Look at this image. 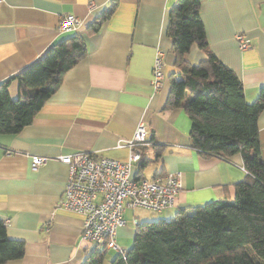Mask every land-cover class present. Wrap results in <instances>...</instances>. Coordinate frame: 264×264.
<instances>
[{
	"label": "crops",
	"instance_id": "crops-1",
	"mask_svg": "<svg viewBox=\"0 0 264 264\" xmlns=\"http://www.w3.org/2000/svg\"><path fill=\"white\" fill-rule=\"evenodd\" d=\"M115 1L112 17L98 32L90 33L89 26ZM92 2L94 6L89 7ZM177 3L6 0L0 4V83L71 34L58 31L67 15L81 19L72 34H81L88 45L87 56L65 74L33 123L16 135H0V220L11 239L25 244L22 258L2 264H83L97 246L82 239L83 214L62 205L69 166L60 157L85 151L126 162L130 149L121 144L134 137L141 122L149 130L150 144L145 148L150 163L140 174L182 172L185 188L167 210L147 216L137 213L144 208L126 210L127 224L118 231V244L130 248L139 224L170 220L180 210L235 197L234 184L248 175L241 155L202 156L192 146V121L184 109H166L170 74L179 76L168 35L170 10ZM200 14L211 51L237 74L246 100L254 102L264 86V0H201ZM241 32L251 38L252 47L240 48L236 34ZM158 49L166 54L167 77L156 90L152 77ZM206 59L197 45L187 55L191 64ZM9 91L11 96L19 95L17 80ZM188 100L186 96L184 102ZM259 130L264 160V110ZM33 156H45L48 161L34 170ZM138 173L139 165L132 175L139 177ZM118 255H107L105 264H112Z\"/></svg>",
	"mask_w": 264,
	"mask_h": 264
},
{
	"label": "trees",
	"instance_id": "trees-1",
	"mask_svg": "<svg viewBox=\"0 0 264 264\" xmlns=\"http://www.w3.org/2000/svg\"><path fill=\"white\" fill-rule=\"evenodd\" d=\"M116 1L89 26L98 32L116 8ZM201 0H178L170 10L168 35L172 39L177 74H170L166 109L183 108L192 121V146L202 156L227 159L241 155L247 177L234 184L233 201L217 200L180 210L170 220L138 225L125 257L112 264H264V160L259 118L264 110V86L248 102L243 82L211 51L200 14ZM197 45L207 59L191 64L187 55ZM88 54L85 38L69 34L20 73L0 83V135H16L58 91L65 74ZM19 84L13 99L9 86ZM188 95L189 100L184 99ZM161 151L157 152V159ZM146 148L139 164H149ZM24 241L8 236L0 220V264L22 258ZM108 249H94L83 264H105Z\"/></svg>",
	"mask_w": 264,
	"mask_h": 264
},
{
	"label": "built area",
	"instance_id": "built-area-1",
	"mask_svg": "<svg viewBox=\"0 0 264 264\" xmlns=\"http://www.w3.org/2000/svg\"><path fill=\"white\" fill-rule=\"evenodd\" d=\"M6 0H0V4ZM90 3L89 7H93ZM82 21L78 16L67 15L58 25L60 33L76 32ZM240 48L252 47V40L245 33H237ZM166 54L156 52L152 85L162 88L166 80ZM149 130L143 122L136 127L134 137L124 144L130 149L126 162L91 152H76L60 157L69 166V177L65 184L62 205L83 214L82 239L98 248L116 249L125 257L117 242L118 231L126 226L125 212L128 209L144 208L161 212L171 208L181 190L185 188L182 172L166 174L158 172L151 177H134L133 169L141 163L144 148L149 146ZM48 157L33 156L32 168L37 170L46 164ZM135 224H139L137 218Z\"/></svg>",
	"mask_w": 264,
	"mask_h": 264
},
{
	"label": "rangeland",
	"instance_id": "rangeland-1",
	"mask_svg": "<svg viewBox=\"0 0 264 264\" xmlns=\"http://www.w3.org/2000/svg\"><path fill=\"white\" fill-rule=\"evenodd\" d=\"M188 96V95H187ZM12 98L13 99H17L18 98V96L17 95H15V96H12ZM234 200V198L233 199H230V201H233ZM137 213L139 214V215H141V216H147V215H153L152 213H153V211H147V210H145V209H137ZM119 245L121 246V248L123 249V250H126L127 251V249H129V248H127V246L126 245H124L123 243H119ZM131 246H132V244H131ZM129 247V246H128ZM118 254V251L116 250V249H112V250H108V256L110 257V256H114V255H117Z\"/></svg>",
	"mask_w": 264,
	"mask_h": 264
}]
</instances>
